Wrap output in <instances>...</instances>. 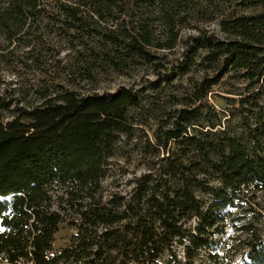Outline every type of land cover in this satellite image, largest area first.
I'll return each mask as SVG.
<instances>
[{"label":"trees","instance_id":"16d2710c","mask_svg":"<svg viewBox=\"0 0 264 264\" xmlns=\"http://www.w3.org/2000/svg\"><path fill=\"white\" fill-rule=\"evenodd\" d=\"M154 4L171 35L164 45L154 43L151 24L110 25L107 15L121 0H0V35L10 45L52 16L80 34L105 27L117 56L151 58L153 48H175L177 27H196L181 61L189 69L197 56L202 69L193 95L201 89L207 97L228 75L246 85L226 93L224 126L180 110L149 142L146 174L108 200L103 184L119 137L134 129L136 92L85 96L59 87L36 91L26 105L0 93V264H223L216 236L236 226L230 206L249 214L240 227L250 236L242 264H264V0ZM64 225L75 233L56 252Z\"/></svg>","mask_w":264,"mask_h":264},{"label":"rangeland","instance_id":"374dc122","mask_svg":"<svg viewBox=\"0 0 264 264\" xmlns=\"http://www.w3.org/2000/svg\"><path fill=\"white\" fill-rule=\"evenodd\" d=\"M121 1L124 6L107 15L110 25L126 20L131 26L123 28L134 30L139 27L133 26L145 22L152 25L145 28H149L156 45L171 41L169 29L159 21L154 0ZM56 21L59 20L51 16L42 27H26L23 38L11 45L0 35L3 50L0 51V93H8L10 99L15 95L19 103L26 105L34 99L36 91H54L59 87L85 96L115 95L123 89L136 92L140 102L129 110L134 129L118 139L112 168L103 184L105 200L115 193L132 191L136 179L147 172L151 160L149 142L154 141L162 126L180 116V110L192 111L197 123L218 125L221 122L224 126L231 108V95L226 93L245 92L244 82L228 75L210 89L207 97L203 98L201 89L193 95L203 80L202 69L197 56H194L196 65L189 69L181 61L185 49L193 46L192 40L198 33L196 27H177L178 38L173 50L153 48L151 58H141L131 54L115 55L105 37V27H87L85 35L70 31ZM215 25L212 24V28H216ZM24 43H32V47ZM32 50L35 55L28 59ZM194 51L188 54L194 55ZM113 61L120 63L121 68H114ZM190 61L193 60L190 58ZM230 125L235 128L237 121ZM227 212L236 226L228 225L223 234L216 236V253L223 257V264H242L250 236L240 227L247 222L249 214L247 208L241 206H230ZM74 233V229L62 226L56 236L55 251L67 247Z\"/></svg>","mask_w":264,"mask_h":264}]
</instances>
